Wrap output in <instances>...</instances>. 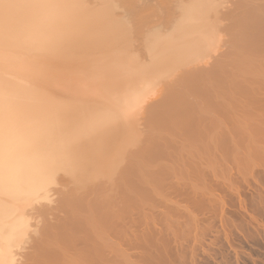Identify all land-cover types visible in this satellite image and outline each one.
<instances>
[{
    "label": "bare ground",
    "instance_id": "6f19581e",
    "mask_svg": "<svg viewBox=\"0 0 264 264\" xmlns=\"http://www.w3.org/2000/svg\"><path fill=\"white\" fill-rule=\"evenodd\" d=\"M227 3L228 0H0V264H14L15 257H18V255L16 256V253L12 252V250L14 251L17 246L22 247L19 248L20 251L25 249L23 248L26 245L25 243H29L28 239L31 238L30 236L28 238L25 233L35 225L29 224V221L33 219L30 220L28 216L29 213L32 215V211L35 209L29 211L31 208H28L29 210L26 211L29 212H25V209L31 204L36 205L35 203H37L36 207L39 209H45L44 202L52 206L54 204L52 199L57 198H53V196L59 195L55 194L58 193V191H55V195L48 197V195L52 194L49 193V189L55 187V183L60 184V180H65L67 187L71 186L73 188L69 191L66 189L67 187L63 189L56 185L58 187L56 190L59 189L60 191L59 194L64 196V192H74V195L70 194L68 198L65 196L67 201L64 202L63 207H60L65 216H63V220L58 218L61 222L56 223L58 221H55V224H51L53 222L51 221V223L45 225L48 221L44 223V227L35 225L30 231L34 233H31L34 235L33 237L39 233V227L43 233L41 240L37 241L38 245H34L36 249L30 252L33 253L34 257L26 253L35 259L32 261L29 258L32 261L31 263L127 264L123 258V255L126 254H124L123 246L130 243L129 248H139L142 244L140 247L143 248L144 245L146 246L144 241L147 240L145 239L147 235L141 241L140 239L143 235L139 236V228L136 229L139 225L143 226L144 222L142 224L137 223L139 224L137 226L131 223L132 225L129 224L130 226H127L128 229L124 220L130 217L129 214L132 209L135 210V206L141 205L137 208L144 206L141 203L145 200L149 201L156 196L160 198V201H163L161 199H167L162 198L167 196V192L163 191L166 188L160 189L164 185L163 181L166 180L160 177L162 176L161 174L157 176L158 173L157 170H154L155 167L153 170L156 173L150 172L153 167L151 165L152 168H149L148 165L152 164V162H148L146 170L145 166L142 167V163H145L144 161L138 163L139 160L137 159L142 160V158H138L141 156H135L136 154H132L133 151L131 150L132 153H130L127 148L130 147L132 149L140 143L139 146L150 144L149 148L151 149V144H160L159 142L156 143L157 140H160V137L155 138L151 143L148 142L151 141V136H159V133H156L164 131V128L167 132L169 128V131L173 133L171 138L174 137V134L180 135L176 138L182 136L181 140H185H183V143L181 141L182 146L186 141H196L192 146L190 143L187 148L182 147L180 150L179 146L181 147V143L179 146L177 145V150L181 154L183 150L190 149L189 146L193 150L196 146L194 144L200 143V140L204 143L206 141L205 138L213 140L212 138L219 136L216 133H213V135L216 134L215 137L211 135L213 131H217L212 126H215L218 122L215 117L217 115H211V112L214 111L219 114L222 107L218 105L220 109H217L219 112H216V104L223 99V97L222 99L218 97V91L219 93H224V91H220V88L218 89V84L221 81L220 78H223V74L225 82H232L236 76L240 75L238 80L236 78L234 82H237V86H244L245 84L244 90L240 86L237 88L241 89L242 92L238 89V91L236 89L231 91L235 93L234 95H238L237 93L240 92L241 96H244L242 93H253L248 95L252 96L253 106H257L254 110L259 108L258 111L261 112L260 109H262L264 112V84H260L262 79H264V70L259 69L264 65V0H238V2L232 3L233 6L231 4L234 9H230L233 10H227V8L223 12L225 5H229ZM226 18L231 21L225 20L230 24L225 27L227 28L225 30L226 32L228 30L231 34L229 45H232L230 49L233 48L232 53L234 55L232 56L231 51L226 54L231 53L230 56L235 58L234 62L228 60L223 62L224 59L229 58L226 55L227 57L223 58L225 57L223 56V60H220L221 62L219 63L230 62L229 66L218 64V67L221 65L220 68L209 69L208 64H206V66L204 65V67H207L205 70L203 68L199 69L198 64L210 58V51L213 50L216 53L214 49L217 48L218 43H221L218 40L222 36L220 34L222 33L221 22ZM226 35L229 34L227 33ZM217 61L215 62L217 63ZM191 66H193L194 71L187 72V69ZM176 71L184 72L183 80L181 79L182 77H178L182 80L180 83L178 82L180 79L177 80L179 84L176 83V80H172V76ZM240 73L243 74L241 75ZM244 75L248 78L244 77ZM231 77L232 81L226 79ZM239 77L246 79L239 82ZM259 80L260 82H258ZM162 82V85H167L168 83L174 87L177 86V88L167 91L168 97H165L160 102V104L162 103L160 106L162 108H158L161 111L162 109H168V112L161 113L158 111L161 115L158 120L155 117L156 121L153 122L158 127H155L157 128L156 130H159L154 134V124H150L151 127L148 125L147 128L150 127V130H152L149 137L146 133H144L146 135H143V132H140L143 128L140 126L141 129H139L136 115L141 108L142 95L145 93L146 96L148 92L151 95L154 90L151 92L150 89L155 88V84L159 86L158 83ZM235 83L232 85H236ZM152 84L155 86L150 88ZM254 84L259 85L256 86ZM227 86L233 89L231 85ZM222 90H225L224 87ZM164 96L166 95L164 94ZM225 96H227V99L224 97V100H222L225 103L226 100L232 99L231 95ZM229 96L230 98H228ZM253 96L259 98V100L255 98L257 100L255 102ZM185 106L190 113L185 114L188 112L184 108ZM155 108L159 110L157 107ZM189 108L193 110L191 111ZM169 109L180 110V112L176 110L174 112L181 113V115L184 113V116L175 115ZM206 109H212L213 111L208 112ZM245 112L247 113H244V116L249 113V111ZM263 112H261V115ZM251 113L252 115H247L248 119L251 116L252 118L253 116L255 117L256 112L253 113L251 111ZM148 114L150 113L148 112ZM151 114V116H154V113ZM257 115L260 116V114ZM259 116L256 117L259 118ZM262 117H264V113ZM230 118L233 119L232 116ZM244 118L246 119V117ZM260 120L264 119L260 118ZM150 121L152 122V120ZM215 121L216 123H214ZM165 134L166 136L168 135L167 133ZM139 135L147 136L145 137L147 143H144ZM219 137L218 139H220ZM138 138L142 143L138 141ZM172 140L168 141L171 145L178 143L175 140L172 143ZM168 142L163 143L161 147L156 145L155 149L163 148L158 150L163 152V150L170 147L167 146V144H170ZM227 142L229 143V141ZM149 148L147 147V151L142 149L146 158H148L146 152H150V150L148 151ZM208 148L210 149V147ZM236 148L239 149V147ZM153 149L152 152H155L156 150ZM196 150H193L194 153L198 152ZM158 151L154 155L158 156ZM188 151V156L192 158H194V155L199 156L196 154L200 153L199 151L191 156V150ZM204 151L206 150L204 149ZM128 152L133 156H127V160H132L134 156L137 157L133 159L135 165H130L134 167L131 170L134 169V172L138 173L137 176L130 171L136 175L135 177L140 175L141 178H146L145 181L143 180L146 182V180H152V177H149L152 176L150 174L154 173L156 175L153 174L154 178L152 181H148L149 183L146 182L144 184V182L138 183L136 181L139 184L138 186L141 183L144 184V186L137 187V183L134 185L127 180V176L130 175L127 174L125 177L120 173L126 180H121L123 177L118 175L120 185L118 186L117 184L113 193V187L116 186L112 182L116 177L114 174L115 172L119 174L118 172L120 171L117 170L123 164L124 157H126L124 155ZM151 153L149 155L150 158L153 156ZM163 155H167L165 157L162 156L165 160L170 158L168 151H166V154L163 152ZM130 156L132 157L130 158ZM159 156L156 159L157 161H159ZM154 157L151 159L154 160ZM247 159L249 158L245 160ZM148 160L150 159H146V161ZM180 161L183 160L180 159ZM198 161L200 160L196 157L193 164H198ZM127 163V168L130 169L129 164L132 162L129 161ZM136 163L141 166L138 167ZM188 163L187 161L183 162L184 165H188ZM177 164L180 165L181 163L178 161ZM183 164L181 166L177 165L176 168L179 169ZM190 164L188 167L194 166L192 163ZM197 164L195 166L201 167ZM247 164L249 163L247 162ZM135 169L139 171H135ZM181 169L183 170V168ZM181 169L180 172L182 171ZM198 169L200 170V168ZM174 170L175 168L171 170L173 173L171 171L167 172L172 175ZM147 171L150 174L144 177L145 175L142 174L143 172L148 174ZM195 171L196 175L198 173L201 175L202 170L197 171L196 169ZM175 173L179 174L177 171ZM133 174H131L133 177L131 178L135 180ZM103 179L106 181H103ZM139 180L141 181V179ZM99 181H103L104 186L111 182L108 186L110 188L111 185H114L113 189L110 190L103 185L100 186L102 182L100 184ZM160 181H162L161 184ZM52 185L54 186L51 187ZM196 188L195 191H197ZM158 190H162L164 194L161 195L162 192ZM236 190L239 189L237 188ZM174 192L175 194L179 193L175 189ZM222 195L224 196V194ZM60 198L62 197L60 196ZM55 199L54 201H56ZM172 199H169V201ZM38 203H41L42 207H39ZM177 203L172 202L171 205ZM145 204L147 203L145 202ZM45 206L49 208L47 204ZM50 209L47 210L49 211ZM187 209L185 208V210ZM55 210L60 211L59 208H55ZM139 210L141 211L142 208ZM177 210L181 213L180 208ZM51 211L54 212L52 209L49 212L51 213ZM49 212L45 214L47 219L51 215ZM52 214H57V212ZM172 214L174 215V213ZM168 215L171 214L161 215L162 217L165 216L164 221L168 218L171 221L173 217H176L174 215L170 219ZM148 217L152 218V216ZM42 218L40 221H42ZM154 219L157 220L156 218ZM154 219H151V221H154ZM193 221L195 222V219ZM36 223L40 224L37 221ZM145 223L147 224L146 220ZM166 223L168 224L169 222H165V225ZM171 223L173 222L168 224L169 227H173ZM154 224L156 225V223ZM124 226L133 235L127 237L126 233H124L127 232ZM148 226L150 227L151 225ZM147 228L145 227V229ZM172 229L169 228L167 231ZM151 230L154 229L152 228ZM148 234L150 233L148 232ZM39 235H37L38 238L36 237L33 240L39 239ZM113 236L125 237L122 241L125 245L121 241L113 243L111 241ZM131 237L132 241L129 242V239L127 240L126 238ZM24 238H27V240ZM150 240L152 239L148 240L149 243ZM173 241L175 242V240ZM151 244L153 245V243H150L148 246H151ZM80 245L81 247H79ZM109 251H113L114 255L108 259L106 256ZM149 251L150 261H152L149 263H153V261L156 263L160 259L157 263L163 264L160 253L156 254L155 251V254H153L151 250ZM19 252L17 254H21L22 251ZM135 257L137 258V255ZM149 257H147V261ZM145 260L144 262H147ZM166 261L168 260L166 259ZM20 262L22 261L18 260L17 264ZM22 263L26 264L27 262L23 261ZM129 263L132 264V262Z\"/></svg>",
    "mask_w": 264,
    "mask_h": 264
},
{
    "label": "rangeland",
    "instance_id": "374dc122",
    "mask_svg": "<svg viewBox=\"0 0 264 264\" xmlns=\"http://www.w3.org/2000/svg\"><path fill=\"white\" fill-rule=\"evenodd\" d=\"M233 2L236 3V2H238V0H236V2H235V0L234 1L233 0H228L227 4H229V5H225V9L223 10V12L226 11L227 8H228L227 10H229L230 8H233V7H231V4ZM260 3H263V2H260ZM232 6H233V4H232ZM233 9H230V10H233ZM225 20H227L228 22H231L229 18H226V19H224L221 22V32L222 33H220V34L222 36L219 37L218 40H220L221 43H223V44L218 43L217 48L214 49V50H216V53L213 50L210 51V53L213 55V57L209 53V57L210 58L207 57L209 59H205L204 61H201L202 63L200 62V64L203 65V66L201 67V65L198 64L199 69L203 68L205 70V68H207V67H204V65L206 66V64H208V66H209L208 68L209 69L220 68L222 64L224 66L225 65L229 66L231 64L230 62H232L235 59V58L230 56L231 53L233 52V50H232L233 48L230 49L232 45L231 46L229 45V43H230L229 40L231 38V34L229 33L228 30H227V32L225 30V29H227L225 27H228V25H230V24L227 23V21H225ZM222 29H224V30H222ZM227 33L229 35H226ZM221 38L222 39L225 38V39L222 41ZM227 45L230 46V47H228ZM229 51H231V53L226 54ZM218 55H220V56H218ZM226 55L229 56V58L223 60V58L227 57ZM233 55L234 54L232 53V56ZM223 56H225V57H223ZM214 60L215 61L219 60V61H217V63H216ZM220 60H223V62L228 60L230 62H225V64L224 63H219V62H221ZM218 64H221L220 67H218ZM192 67L193 66H191L189 69H187V72L194 71ZM191 68H192V70H191ZM259 69H262V71H263L264 70V65L262 66V68H259ZM254 71L258 72L259 70H254ZM226 72H229V71H226ZM183 73L184 72H182V71H176V73L172 76V80H176V83H177V80L180 79L183 76ZM254 73H256V72H254ZM240 74L242 75L243 73H240ZM176 75H177V77H176ZM221 75H222V73H221ZM221 75H220V77H221ZM246 75L249 76L248 74H246ZM238 76H240V75H238ZM238 76H236L233 80L234 81L238 80ZM178 77H180V78H178ZM242 77H239V79H240L239 82H242V81H244L243 79L248 78L245 75H244V77H246V78H242ZM173 78H177V79H173ZM260 78H262V77H260ZM181 79L183 80V77ZM181 79L178 80L179 83H180V81H182ZM222 79L220 78L221 81L218 84L219 85L218 89L220 88L221 89L220 91H224V93L223 92L219 93V91H218V97H220L219 99H222V97H223L222 100H224V97H225V99H227V96H225V95H231L232 99L226 100V103L224 101H222V100H219V103L216 104V106H217L216 107V112H219V110H217V109H220V108H218V105L222 106L221 109H220L219 114H216L212 110L213 108L212 109H206V111H208V112L213 111V112H211V115H214V116L217 115L215 117H216V120L218 119L217 120L218 122L216 123V121H215L214 123H216V124H215V126L213 125L212 127H215L214 129L217 130V131L219 130V131L218 132L217 131H215V132L213 131L212 132L211 130L210 131L212 132L211 135H213V133H216L220 137L216 136V138H212L213 140H211L210 138H205L206 141L204 143L201 142L202 140H200V143H197L198 145L194 144L196 146L194 147L195 149L193 148V150L197 149L198 152L200 151L201 154L200 153L196 154L198 152L194 153V151L191 149L192 147L189 146L190 149L183 150V153H182L183 155H182L177 150V148L180 145L181 141L183 143L184 139L181 140L183 138L182 136L179 137V138H176V137H178L180 135H175L174 134L173 135L174 137L171 138L173 133H171V131H169V128H168V132L165 130V128L163 129L165 132L164 131L157 132L159 129L156 130L158 127L154 124V122L156 120H158V118L160 117L161 114H159V112H161V113H167L168 112V109L167 110L162 109V111H161V109H159V108H162V107H160L162 105V103L160 104V102H162V100L165 97H168V92L172 91L171 89L177 88V86L174 87V86H172L171 84H168V83H167V85L166 84L162 85L163 84V82H162V83H158L159 86L157 84H155L156 86L154 84H152L150 86V88L155 86V88H153V89L149 88L151 90V92H152V90H154V93H151L152 96L150 95V92H148L146 96H145V93L143 92L144 93L142 95L143 97H141V99L143 98L142 104H141V108H140V110L137 111V113H138L137 115L138 116L136 115V117L138 119L137 123L139 124L138 127H139V129L143 128L144 131L142 129L140 130L141 133L143 132L142 133L143 135L147 134L149 136L151 134L150 131H152V130H150L151 129L150 128L151 127L150 124H154V126L152 125L154 127L153 129H155L153 132H154V134H155V132H157L156 134L159 133V136L158 135H153V136H155L154 138H152L153 136H151V139H150L151 141H148V142L151 143L155 138H159L160 137L159 138L160 140L156 141V143L159 142L160 144H158V145L155 144V143L151 144L152 147L150 149L149 148L150 144H148V145L144 144L142 146L141 145L139 146L140 143L138 142L139 143V144H137L138 146L136 145L132 149H130V147H128L127 151H129L130 153H132L131 151H133L132 154H134V155L136 154L135 156H141V157H138V158H142V160L141 159H137V160H139L138 163L141 162V161L142 162L144 161L145 163H142L143 164L142 167L145 166L146 170H147L148 166H149V168L153 167L150 172H155L157 170V173H158L157 176H159L160 174L162 175L160 177H162V179H164L166 181H163L164 185L162 187L161 186H159V187H161L160 189H162V188L165 189L166 188L165 189L166 191L165 190H163V191L165 193L167 192L166 193L167 196L166 197H162V198H167V199H161L163 201H160V198H157V196H156L155 198L150 199L149 201L145 200L143 203H141V204L144 205V206L141 207L142 208L141 211L139 210L141 208H137V207H139L141 205L135 206L136 208L133 207V208H135V210L132 209V212L129 214L130 217H127V219L124 220V222H126V224H127V225L125 224L126 227L127 226L129 227L133 223L135 224L134 226H137L139 224H142L143 222L145 223V220H146L147 224L145 223L146 224L145 227L146 228L147 227L150 228V229L147 228L148 231H147V229H145L144 223H143V226L139 225V226L136 227V229L139 228L138 229V232L140 233L139 236L143 235L141 237V239H140L141 241H143L142 238L145 237V235H147L146 236L147 238H145L147 240L144 241V243L146 244L147 247L144 245V247L141 248L140 246H142V244L140 243L141 245L139 246V248H137V247H133V248L130 247L129 248L130 243H127V245H128L127 246V245H125L124 242H122L123 238H125V237H123V238L122 237L119 238V237H115V236H113V238L111 237V241L113 243H116V242L118 243L120 241H121V243H124L123 245H125V246H123V249L125 251L124 254L125 253L126 254L123 255L124 256L123 258H124V261L126 260L127 264H131L129 262H132V264H158L157 261H159L160 259L157 260L156 263L154 261H153V263H149V262H152V261H150V257H149L150 251L149 250H151V253L153 252V254H155L154 253L155 251H156V254L160 253V258L162 259L161 262L163 264H165V263H167V264H170V263L171 264H264V148H263L264 147V122H262L264 120H260V118L264 119V117H262L264 112L262 111V109H260L261 112H263L262 115H261V112L258 111L259 108H256V110H254V108L257 107V106H253L254 105L253 101H251L252 100V96L248 95V94H253V93H248V94L247 93H242V95H244V96H241L240 92H242L241 89L244 90L245 84H244V86H242V85L237 86V82L235 83L234 81L231 80L232 77L231 78H226V79L234 82L236 85H232V84H234L232 82H227V81L225 82L224 81V79H225L224 78V74H223V78ZM262 81H264V79H262ZM258 82H260V80ZM261 82H260V84L263 85L264 82L263 83H261ZM179 83H177V84H179ZM221 83H222V85H220ZM228 83H232V84H228ZM226 84L227 85H231V87H233V89H230V87L227 86ZM160 85H162V86H160ZM170 85H171V87H169ZM254 85L257 86L259 84H254ZM234 86H235V88H234ZM240 86H242L243 88L240 87ZM32 87L36 88L37 86H32ZM223 87H224L225 90H222ZM237 87H240L241 89H239ZM263 87H264V85H263ZM234 89H236V90L238 89L240 91V92L237 93L238 95H234L235 93H233V91H231V90H234ZM147 91H149V90H147ZM228 91H231V92H228ZM263 92H264V90H263ZM164 94L166 96L163 97ZM221 94H222V96H221ZM233 95H234V97H232ZM246 96H248V98H246ZM146 97H148V98H146ZM228 98H230V96ZM255 98H257V97H254V100H255ZM248 99H250L251 102L248 101ZM257 99L259 100V98H257ZM256 101L257 100H255V102ZM221 103H223V104H221ZM258 103H260V102H258ZM258 103H256V104H258ZM157 104H159V105H157ZM150 105H152V106H150ZM186 106L189 107L188 105H186ZM186 106L184 108H186ZM155 107H157V108L159 107L158 108L159 110H156ZM187 109L188 108H186V110ZM189 109H191V108H189ZM164 110H165V112H163ZM174 110H176V109H174ZM174 110L169 109L170 112L173 111L171 113H173L175 115H177V114L181 115V113H178V112H180V110H176V111H178L177 113H175L176 111L174 112ZM192 110L193 109H191V111ZM183 111H181V112H183ZM187 111L188 112H186L185 114L190 113L189 110H187ZM245 111H249L250 114L248 113L247 115H252L251 111L253 113L256 112L255 113V117L253 116V118H252V116H251L248 119L247 115L244 116V113H247ZM148 112L150 114H148ZM170 112H169V114H170ZM203 112H205V111H203ZM151 113H154V116H151L152 115ZM157 113H158V115H157ZM212 113H215V114H212ZM257 114H260V116L257 115ZM218 115L220 116V119H219ZM226 115H228V116H226ZM181 116H184V113H182ZM224 116H226V117H224ZM231 116L233 117V119L230 118ZM256 116H259V118H257ZM222 117H224L225 119L222 118ZM236 117H237V119H235ZM244 117H246V119ZM148 118L150 120H152V122ZM151 118H153V119H151ZM255 119H257V120H255ZM259 120H260V122H259ZM226 121H228V122H226ZM148 125H150V127H148L149 130L147 128ZM236 125H238V126L235 127ZM246 125H248V126L246 127ZM140 126H141V128H140ZM216 126L218 127L217 129H216ZM145 127H146V129H145ZM155 127H157V128H155ZM219 128H221V129H219ZM219 132H221V133H219ZM144 133H146V134H144ZM165 133H167V134L171 133V134H168V135H170V137H168V135L166 136ZM160 134H162V135L160 136ZM163 134H165V135H163ZM176 134H178V133H176ZM143 135H141V136L139 135V136L141 137V140L144 143H147L146 138H145L147 136L143 137ZM207 135H209V134H207ZM215 135H213V136L215 137ZM231 136H233V137H231ZM218 137L220 139H218ZM168 139L169 140L173 139L175 141H178V143L177 144L173 143V140H172L171 142L173 143V145H171V143L168 142L169 141ZM178 139H180V140H178ZM141 140H139V138H138V141L141 142ZM210 140H211V142H210ZM221 140H223V141H221ZM227 141H229V143ZM167 142L170 143V144H167V146H170L171 148L168 147L165 150H163V152H164V154H166V151H168L170 153V158H166V160H165V159H163L162 156L165 157L167 155H163V152L158 151V150H162L163 148L162 149L161 148H156L155 149V147H156V145H157V147H161V145H163V143L165 144ZM195 142H187L186 141L183 146H182V143H181V147L179 146V150L182 149V147L183 148H187L188 147L187 145H189L190 143H191L190 145L192 146V144L195 143ZM232 142H233V144H232ZM242 142H244V143H242ZM186 143H188V144H186ZM217 145H219V146H217ZM200 146H203V147H200ZM230 146H233L235 149L233 147H230ZM147 147L149 148L148 151L150 150V152H146L147 153L146 156L148 158H146L145 155H144L145 153L142 152L143 151L142 149H145V151H147L146 150ZM208 147H210V149ZM236 147H239V149L236 148ZM152 148H154L153 150L158 151V156L162 154L161 156H159V161L156 160L158 158V156L154 155V153L155 154H157V153H156V151L152 152ZM169 149H171V150H169ZM204 149L206 151H204ZM188 150H191L190 151L192 153L191 156L194 155V154L199 155V156H195L194 155V158L196 159V157H197V159L200 160V161H198V164L197 163L196 164L200 165L201 167L195 166L196 164H193L195 159L188 156V154H189ZM224 150H226V151H224ZM138 151H140V152H138ZM216 151H217L218 154L215 153ZM129 152L124 155L126 157L123 156L125 158V160L123 161V164L121 165V167L117 170V171H120V172H118L119 174H117V172H115L114 176H116V177L114 179L112 178L113 179L112 182L116 186L113 185L114 186L113 187L111 185L110 188H109L108 184H110L111 182H108L106 184V186H104L105 184H103L104 183L103 181H106L105 179H103V181H99V183L102 182V184L100 183L101 184L100 186L103 185L104 187H107V189H110V190H112L114 188V190H113V193H114L115 188L117 187V184H118V186L120 185L119 184L120 183V179H119L118 175L123 177L121 180H124V179L126 180L125 177L127 176V174L130 175V176H127L128 177L127 180L129 182L131 181V183L134 184V185L137 182L139 183V182H144L145 181L146 178L143 179V178L140 177V175H139V177H135L136 175L138 176V173L134 172V169L131 170L134 167H131L130 165H132V166L135 165V163H134L135 161L133 159H136L137 157H135V156L132 157L133 155L130 154ZM246 152H248V153H246ZM254 152H256V153H254ZM260 152H262V153H260ZM138 153H142V154L139 155ZM150 153H151V155H153V156H151L152 159H153L154 156H157V157H154L155 159L152 160L150 158V156H149ZM129 155H132V156H130V158L131 157L133 158L132 160H127L128 159L127 156H129ZM181 156H184V157H181ZM240 157H242V158H240ZM246 158H249L250 160L249 159L245 160ZM146 159H150V160L146 161ZM160 159L163 160V161H161ZM180 159H182L183 161H180ZM191 160H193V161L191 162ZM129 161L132 162V163L129 164L130 169L127 168L128 167V163L127 162H129ZM149 161H151L152 164H149L147 166ZM178 161L181 164H183V162L187 161V162H189L188 165H191L190 163H192L194 166L193 167L192 166L188 167V165H184L183 164L184 166H187V167L184 168V166L182 165V167H180V168L178 167L179 169H177L176 168L177 165L181 166V164L180 165L177 164ZM247 162L249 164H247ZM138 163H136V164H137L138 167H140L141 165L138 164ZM158 163H161V164H158ZM151 165H152V167H151ZM249 165H251V166H249ZM164 166L167 167L168 169L165 168ZM205 166H206V169H205ZM122 167H124V168H122ZM138 167H135V168H138ZM154 167H155V169H154ZM197 167L200 168V170ZM173 168H175L174 174L171 175L168 172H170ZM181 168H183V170ZM138 169H135V171L136 170L139 171ZM180 169L182 170L181 172H180ZM196 169H197V171H201L202 170L201 171V175H200V173L197 172L198 175H200V176L196 175V171H195ZM130 171L134 172L136 175L131 173ZM142 171H145V170H142ZM175 171H177L179 174H176ZM203 171H205V172H203ZM171 172L173 173V171H171ZM120 173H122L124 176L125 175L126 176L124 177ZM147 173L148 174H146V172H143V174L142 173L141 174L145 175L144 177H147L146 175L150 174L148 171H147ZM166 173H168V174H166ZM181 173H183V174H181ZM131 174H133L135 180L132 179L133 177L131 176ZM153 174L154 173L150 174L152 176H149V177H152V180L154 178V175H156V174H154V175ZM219 174H221V175H219ZM230 174H232V175H230ZM223 176H226V177H223ZM203 178L207 179V180H204ZM115 179H117V180H115ZM139 179H141V181ZM155 179H156V177H155ZM183 179H184V181H183ZM152 180L149 179V180H146V182L149 183L148 181H152ZM170 180H172L173 182L170 181ZM196 180H198L199 182L196 181ZM146 182H144V184ZM161 182L162 181H160V184H161ZM180 182H181V184H180ZM59 183L60 184L55 183L56 185H59V188L62 187L63 189H65L67 187V185H66L67 182L65 180L64 181L60 180ZM138 183H137V187L144 186V184H142V183H141L140 186H138L139 185ZM202 183H205V184H202ZM167 184H168V187H167ZM56 185H55V187H53L54 185H52L51 187H53V188H50L49 189L50 191L48 190L49 193H52V194L48 195V197H51V196H53L55 194L59 195V196H57V195L53 196V198L57 197L58 199L54 198L56 201H54V199H52V201H53L52 203H54V204H52V206H50V204L46 202L47 206L49 204V206H48L49 208H47L45 206L46 205L45 202L44 203L41 202V203H43V205L45 207V209L44 208H40L41 211H40V209L38 207H36L37 203H35L36 205H32L31 204L33 208L30 205L29 207H27V209H25V212H29V211H32V210L35 209L34 211H32L33 212L32 215H30L31 213L28 214L30 220L33 219L32 221H29V224H31V225L35 224V225H37V227H38V225L40 227H44L43 226L44 223H46L48 221L49 222L46 223L45 225H48L49 223H51V221H53L51 224H55V221H58L56 223H59V221L61 222V220L64 219L63 216H65V215H64V212H62V208H60V207H63V204H65L64 202L67 201L65 199L68 198V196H70V194H73L74 192H72V191H71L72 193L64 192L65 193L64 196L60 195L59 194L60 193L59 189L56 190V188H58V187H56ZM215 185H217V186H215ZM219 186H220V188H219ZM180 187H182V188H180ZM69 188H71V189H69ZM72 188L73 187L68 186L66 189L70 191V190H72ZM173 188L176 190V192L180 193V194L178 193L179 196H177L178 194H175ZM195 188H196L197 191H195ZM237 188L239 190H236ZM52 189H53V191L51 192ZM171 189H173V190H171ZM60 190H62V189H60ZM55 191H58V193L54 194ZM158 191L162 192V190H158ZM164 192H162L161 195L164 194ZM212 192H214V193H212ZM67 194H69V195H67ZM222 194H224V196ZM199 195H201V196H199ZM60 196L62 198H60ZM65 196H67V197L65 198ZM163 196H165V195H163ZM216 198H218V199H216ZM63 199H64V201H63ZM154 199H156V200H154ZM169 199H172L171 201L173 203L174 202L175 203L178 202L179 204L177 203L175 205H171L172 202L169 201ZM202 201H204V202H202ZM145 202L147 204H145ZM160 202H162V203H160ZM41 203H38L39 207L40 206L42 207V205H40ZM215 203H217V204H215ZM54 205L59 206V207H56ZM175 206L181 209L180 211H181L182 214L179 212V210H177L178 208H176ZM205 206H206V208H205ZM34 207H36V208H34ZM50 207H51V209L54 212H57V214L53 215L52 213H54V212H52V211L50 213L49 212L51 210ZM184 207L188 208L187 209L188 211L185 210ZM28 208L29 209L31 208V209L29 210ZM55 208H57V209L59 208L60 211H56ZM47 209H50V210L48 211ZM137 209H138V211H136ZM192 209H194V210L192 211ZM26 210H29V211H26ZM184 210L189 212V213L187 214V212H185ZM37 211H39V212H37ZM47 212H49V214H51V215L48 216L49 219H47V216L45 215ZM139 212H142V213H139ZM166 212H168L167 214H171V215H168L170 217V219L174 215L176 217L175 218L173 217V220L171 219V221L168 220L169 218L164 221L163 219H165V216L162 217L161 215H163V214L167 215ZM169 212H171V213H169ZM159 213H161V214H159ZM172 213H174V215ZM177 213H178V215L181 214L182 216L181 215H180L181 217L178 216ZM38 214H40V215L42 214L41 217ZM186 215H188V216H186ZM54 216H56V217H54ZM148 216H152V218L148 217ZM159 216H161V217H159ZM42 217H45V218H42ZM191 217H192V219H191ZM196 217H199V218L196 219ZM41 218H42V221H40ZM58 218L59 219L62 218V219L59 220ZM148 218H151V219L156 218L157 220L154 219V221H155L154 222V221H151V219H148ZM53 219H55V220H53ZM133 219H137L138 221L140 220V222H138L137 220L133 221ZM158 219H159V221H158ZM194 219H195V222L194 221L192 222V220H194ZM182 220H183V223H182ZM36 221L39 222L40 224L36 223ZM30 222H32V223H30ZM152 222L156 223V225L154 223L152 224ZM165 222H169L168 224H170V222H173V223H171V225H173V227H171V226L169 227V225L167 223L165 225ZM189 222H190V224H189ZM137 223H139V224H137ZM174 224H175V226H174ZM35 225H33V227ZM148 225H151V226L149 227ZM33 227H31V230H29V231L27 230L26 233H25V235L28 238H29V236L31 237V238L28 239L29 243H27V242L25 243L28 247L26 245H24L23 248H25V249L21 250L22 251L21 252L19 250V248H22V247H18L17 246L16 248H18V249L15 248V250L16 251L19 250L21 252V254H17L19 251L16 252L15 250L14 251L12 250V252L16 253L15 254L16 256L18 255V257H15L16 260L14 258V260H15L14 264H17L18 260L22 261V262L25 261V262H27L29 264H34V263H31L35 259H33L31 257V256H33L32 255L33 253H30V252H32V250L36 249L35 246L38 245L37 241L41 240V238L43 236V233L41 232V228L39 227L38 228L39 229V231H38L39 233L37 232L38 234H36V236L33 237L34 235H32V234H34V233L30 232V231H32ZM126 227L124 228L125 230L128 228V227L127 228ZM167 227H169L170 229H172V228H174V229L167 231L169 229V228L165 229ZM152 228L154 230H151ZM139 230H142V231H139ZM149 230L154 231V232H151ZM126 231L127 232H124V233H126L125 235H127V237L128 236L130 237V235H133L132 232H131L132 233L131 234L130 231H128V230H126ZM131 231H132V228H131ZM174 231H175V233H174ZM148 232L150 234H148ZM134 233H136V232H134ZM139 233H137V234H139ZM142 233H144V234H142ZM37 235H39L40 238L36 239V240H33L36 237L38 238ZM26 236H24V237H26ZM122 236H124V235L122 234ZM24 239L27 240V238H24ZM126 239L127 240L129 239L128 240L129 242L132 241V237L131 238H126ZM149 239H152V240H150V243H153V245L151 244V246H148V244L150 245V243L148 241ZM158 240H159V242H158ZM173 240H175V242ZM30 241H35V242H32L33 243L32 244ZM146 241H148V242H146ZM23 244H18V245H23ZM31 247H33V249H31ZM79 247H81V245ZM145 247L148 248L147 249L148 251L146 250ZM151 247H154V248H151ZM155 247H157V248H155ZM158 248H160V249H158ZM12 249H14V248H12ZM184 251H185V253H184ZM146 252H148V253H146ZM26 253L30 254L31 256L27 255ZM113 253H114L113 251H111V252L109 251L107 253L108 255L106 254L109 257L106 256V258L109 259V258L113 257V255H114ZM127 253H129L130 257H129V255H127ZM145 254H148V255H145ZM20 255H22V256H20ZM25 255H27L28 258ZM136 255H137V258L135 257ZM164 255H166V256H164ZM147 257H149L148 261H147ZM23 258L26 259V260H24ZM29 258H31L32 261H30ZM169 258L171 260H173V262H171V260ZM141 259H143V260H141ZM166 259L168 261H166ZM144 260L147 261V262H144ZM169 260H170V263H169ZM163 261H166V262H163ZM22 262H20L19 264H21Z\"/></svg>",
    "mask_w": 264,
    "mask_h": 264
}]
</instances>
